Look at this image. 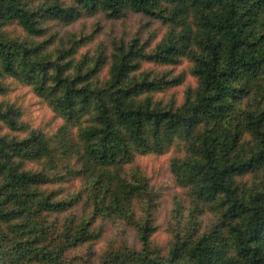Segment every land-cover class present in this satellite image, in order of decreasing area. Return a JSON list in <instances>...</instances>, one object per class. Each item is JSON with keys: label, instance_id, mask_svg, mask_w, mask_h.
<instances>
[{"label": "trees", "instance_id": "16d2710c", "mask_svg": "<svg viewBox=\"0 0 264 264\" xmlns=\"http://www.w3.org/2000/svg\"><path fill=\"white\" fill-rule=\"evenodd\" d=\"M0 264H264V0H0Z\"/></svg>", "mask_w": 264, "mask_h": 264}, {"label": "rangeland", "instance_id": "374dc122", "mask_svg": "<svg viewBox=\"0 0 264 264\" xmlns=\"http://www.w3.org/2000/svg\"><path fill=\"white\" fill-rule=\"evenodd\" d=\"M85 21H82L80 23H84ZM80 23L75 25L74 27L71 28V30H78L80 28ZM88 29L93 30L97 29L100 27L102 30L104 29V32L106 34L110 33L113 29H115V32H120L123 33L125 32H135L137 27L134 24V20L131 19L129 22V28H124L121 27L120 25L113 26L111 23H106L103 19H98L96 20H91L88 21ZM81 29V28H80ZM152 29V28H151ZM161 32V31H160ZM104 38V36H102ZM8 83L11 86V98L12 100H16L17 104L20 105L23 108L24 112V117L23 120L33 127H43L46 128L48 123L52 120V114L51 112L46 108V106L42 103V101L37 98L29 88H26L24 86L18 85L14 81H8ZM166 159L158 160V159H152V158H147L144 160V164L147 166L149 169L151 168H162L166 165ZM168 177V175H165V179ZM163 179V178H162ZM169 179V178H168ZM166 211V209H164ZM165 211H163L159 215V220L158 222L162 225V230L165 228ZM162 232V231H161ZM163 237V234H159V239ZM104 243L99 247L101 249L103 247Z\"/></svg>", "mask_w": 264, "mask_h": 264}]
</instances>
